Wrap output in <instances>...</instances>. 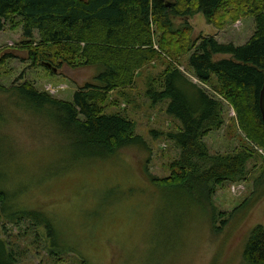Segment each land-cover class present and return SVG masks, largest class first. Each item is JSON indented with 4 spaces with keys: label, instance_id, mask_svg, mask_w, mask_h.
Returning <instances> with one entry per match:
<instances>
[{
    "label": "rangeland",
    "instance_id": "rangeland-1",
    "mask_svg": "<svg viewBox=\"0 0 264 264\" xmlns=\"http://www.w3.org/2000/svg\"><path fill=\"white\" fill-rule=\"evenodd\" d=\"M0 23V57L13 56L0 66V188L8 194L11 212H37L52 228L49 235L44 224L27 229L32 225L28 220L0 223L1 237L14 249L17 264H78V259L87 264H246L248 235L256 226L264 228L262 151L263 158L248 160L244 180L216 186L210 198L193 187V180L186 188L157 186L153 180L169 177V165L180 149L166 136L176 130V123L163 105L152 106L145 96L147 81L163 70L154 61L137 75L127 99L116 91L109 95L116 102L105 108L108 114L131 119L143 144L106 158H76L50 119L33 117L16 105L12 92L2 89L26 82L71 101L86 83H95L101 67L73 68L53 60L50 63L59 67L50 74L38 63L32 66L20 44L21 28L11 29L14 22ZM189 23L193 39L213 37L237 47L255 29L251 17L222 29L208 25L202 14ZM34 38L37 42L36 32ZM224 58L229 57L214 60ZM222 112L223 127L203 139L211 157L234 156L244 147V135L229 129L234 112L226 104Z\"/></svg>",
    "mask_w": 264,
    "mask_h": 264
},
{
    "label": "trees",
    "instance_id": "trees-1",
    "mask_svg": "<svg viewBox=\"0 0 264 264\" xmlns=\"http://www.w3.org/2000/svg\"><path fill=\"white\" fill-rule=\"evenodd\" d=\"M198 14L217 29L251 17L255 29L238 47L213 37L193 39L189 20ZM177 20L181 21L178 26ZM0 22H14L11 29L21 28L20 44L32 66L44 67L43 63L54 60L73 68L101 67L95 83L74 92L71 101L26 82L2 89L12 92L16 105L33 117L50 119L76 158H106L143 144L131 119L118 112L108 114L105 108L116 102L109 98L116 91L127 99L125 94L135 87L137 75L154 61L163 70L147 81L145 96L152 106L163 105L176 123V130L166 136L180 149L178 159L169 165V177L153 180L157 186L186 188L193 180V187L207 199L216 186L244 180L248 160L263 156L259 150L264 153V123L258 98L264 82V0H0ZM218 55L229 58L214 60ZM11 58L10 54L0 57V66ZM42 59L47 62L41 63ZM224 104L234 112L229 129L244 135V147L234 156L211 157L203 139L223 127ZM8 200L0 188V223L28 220L32 225L27 229L44 224L51 235L46 218L37 212H11ZM1 232L0 228V264H17L14 249ZM51 255L56 256L53 251ZM243 260L264 264L262 226L248 235ZM78 264L87 262L78 259Z\"/></svg>",
    "mask_w": 264,
    "mask_h": 264
},
{
    "label": "water",
    "instance_id": "water-1",
    "mask_svg": "<svg viewBox=\"0 0 264 264\" xmlns=\"http://www.w3.org/2000/svg\"><path fill=\"white\" fill-rule=\"evenodd\" d=\"M43 66L51 70L53 73L56 72V68H54L50 63H43ZM258 105H259L261 119L262 122L264 123V82L259 92Z\"/></svg>",
    "mask_w": 264,
    "mask_h": 264
}]
</instances>
